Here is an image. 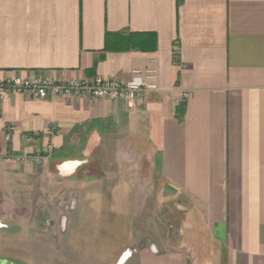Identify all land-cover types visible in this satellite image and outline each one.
Here are the masks:
<instances>
[{
	"label": "crops",
	"instance_id": "obj_1",
	"mask_svg": "<svg viewBox=\"0 0 264 264\" xmlns=\"http://www.w3.org/2000/svg\"><path fill=\"white\" fill-rule=\"evenodd\" d=\"M141 33L154 35V50L119 49ZM147 67L157 90L133 104L0 98V217L25 213L45 173L71 179L111 150L133 168L146 158L179 196L182 229L211 249L205 262L264 264V0H0V81H126ZM19 153L42 160L18 163ZM190 255L143 250L137 264L199 260Z\"/></svg>",
	"mask_w": 264,
	"mask_h": 264
},
{
	"label": "rangeland",
	"instance_id": "obj_2",
	"mask_svg": "<svg viewBox=\"0 0 264 264\" xmlns=\"http://www.w3.org/2000/svg\"><path fill=\"white\" fill-rule=\"evenodd\" d=\"M113 155L93 152L71 179L55 172L37 178L23 197L29 200L25 213L0 217V258L10 264H118L128 253L122 264H137L140 252L154 249L199 257L188 264H218L205 262L211 249L195 244L191 228L182 229L188 219L180 198L153 178L148 160L141 157L133 168Z\"/></svg>",
	"mask_w": 264,
	"mask_h": 264
},
{
	"label": "built area",
	"instance_id": "obj_3",
	"mask_svg": "<svg viewBox=\"0 0 264 264\" xmlns=\"http://www.w3.org/2000/svg\"><path fill=\"white\" fill-rule=\"evenodd\" d=\"M157 90L155 83V70L152 68L131 71V76L126 81L114 78H95L93 80H69L58 82L51 78H25L14 76L10 79L0 81V98L5 94H22L33 98H47L50 96H84L95 99L121 100L130 104L144 92ZM188 97L182 94V100ZM35 136L26 135L25 138ZM5 141L11 138V128L5 127ZM52 146H46V152L50 153ZM11 158L18 163H38L42 160L39 155L26 153L12 154ZM1 162V156H0Z\"/></svg>",
	"mask_w": 264,
	"mask_h": 264
},
{
	"label": "trees",
	"instance_id": "obj_4",
	"mask_svg": "<svg viewBox=\"0 0 264 264\" xmlns=\"http://www.w3.org/2000/svg\"><path fill=\"white\" fill-rule=\"evenodd\" d=\"M106 46L105 47H109L108 46V39L106 37ZM155 37L153 34H148V33H141L138 35V38L134 39L132 38V36H130V38H128L123 45H121V47H119V49L121 50H127V49H136V50H140V51H151L154 50L155 48Z\"/></svg>",
	"mask_w": 264,
	"mask_h": 264
},
{
	"label": "flooded vegetation",
	"instance_id": "obj_5",
	"mask_svg": "<svg viewBox=\"0 0 264 264\" xmlns=\"http://www.w3.org/2000/svg\"><path fill=\"white\" fill-rule=\"evenodd\" d=\"M0 264H10V262L7 259L0 258Z\"/></svg>",
	"mask_w": 264,
	"mask_h": 264
},
{
	"label": "bare ground",
	"instance_id": "obj_6",
	"mask_svg": "<svg viewBox=\"0 0 264 264\" xmlns=\"http://www.w3.org/2000/svg\"><path fill=\"white\" fill-rule=\"evenodd\" d=\"M127 255H128V253H127V254H124V255L121 257L120 262L124 261V260L127 258Z\"/></svg>",
	"mask_w": 264,
	"mask_h": 264
},
{
	"label": "water",
	"instance_id": "obj_7",
	"mask_svg": "<svg viewBox=\"0 0 264 264\" xmlns=\"http://www.w3.org/2000/svg\"><path fill=\"white\" fill-rule=\"evenodd\" d=\"M120 260H121V259H120ZM125 260H126V259H125ZM125 260H124V261H125ZM124 261H122V262H120V261H119V263H118V264H122Z\"/></svg>",
	"mask_w": 264,
	"mask_h": 264
}]
</instances>
